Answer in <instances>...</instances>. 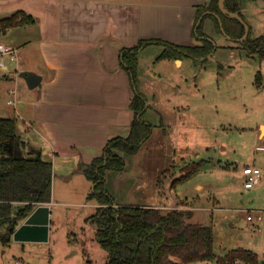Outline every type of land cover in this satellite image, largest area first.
<instances>
[{"label": "crops", "instance_id": "0c3cea01", "mask_svg": "<svg viewBox=\"0 0 264 264\" xmlns=\"http://www.w3.org/2000/svg\"><path fill=\"white\" fill-rule=\"evenodd\" d=\"M210 1L0 0V17L21 9L32 18L27 24L17 25L32 33L25 43L31 53L28 70H22L18 48L13 43H9L17 48V60H7L6 68L0 72V77L11 78L15 73L11 78L17 87L13 88L14 96L19 93L16 89L22 86L20 101L17 96L14 97V103L16 101L18 107L16 103L13 106L15 117L17 116L16 132L23 142L22 145L26 146L24 154L33 156L39 151L41 158L50 161L52 165L49 201L37 204L49 205L47 239L16 240L26 242L51 240L50 216L56 202L69 205L88 204L94 212L96 211L99 203L94 198L88 197L93 183L85 175L83 166L102 153L104 145L110 138L127 136L134 117V111L130 106L134 88L130 76L120 62V49L136 44L139 39L149 38H161L185 46L201 44L193 30L198 23V8ZM238 12L248 24V33L251 37L264 34V0H240ZM204 13H213V11L206 10ZM202 26L203 31L216 42L221 30L216 29L213 18L208 14L204 16ZM14 27H8L6 30ZM239 42L232 37V39L227 38L224 45L230 47L232 46L230 43L239 44ZM147 48H154L153 51L160 54L164 47L160 43H150L138 53L137 88L146 98L147 108L144 118L153 127L149 136L134 153H121L125 161L122 170L106 171L105 186L113 196L118 197L122 192L128 193L122 194L120 202L114 200L116 205L157 207L162 211L176 208L187 210L189 215L193 216L195 214L193 211L203 207L199 204L194 206L187 196L179 195L175 185L176 181L191 177L200 169L186 175L187 169L193 164H200L202 160H192L191 157L205 149L192 144L193 140L189 143L190 134L186 130L189 127L202 126L194 111L195 107L202 103L191 102L196 95L192 93V98L191 94L187 97L190 103L187 101L175 103L170 107L158 105L151 93L156 87L148 91L142 86L146 80L147 68L142 64ZM255 53L249 54L253 56ZM158 55L155 64L160 72V79L164 77L165 59L172 60L178 67L183 64L181 57H158ZM183 55L192 57L188 54ZM10 64H13L12 68ZM28 72H34L41 77L40 82L34 87H30L24 78ZM169 85L173 90L178 87L171 82ZM11 89L9 88V92ZM177 91L179 92L180 89ZM165 99L171 101L169 97ZM9 100L11 99L7 100V104L10 103ZM5 112L6 108L1 107L0 113L3 115ZM255 118L256 125L249 127L253 145L252 153H248V158L252 162L243 163L241 187L236 193L241 195L240 201L247 200L246 203L258 205L257 197H264V149H256L255 146L264 145L262 130L264 117L260 118L257 115ZM210 127L209 125L208 128ZM249 138L244 140L245 145H248ZM222 147L227 148V145ZM176 161H181L182 164L175 167ZM233 162L237 163L230 160L226 163H218L219 167L215 168V171L225 169ZM253 166L259 167L262 174L251 187H245L244 181ZM163 173L165 174L162 179L159 175ZM200 188L201 185H197V189ZM226 188L229 190H226V194L231 195L228 199L231 200L233 192L229 183ZM57 189L66 194L56 196ZM216 189L210 187L208 200L211 204L206 208L211 210L220 207ZM85 198L89 200L88 203H84ZM194 198L197 202L200 195L196 194ZM213 201H215L214 206ZM261 205L257 209L263 217L259 221H254L256 226L255 224L252 226L247 219L249 212L247 209L255 207H238L234 210V213L245 210L248 228L259 230L258 239L253 241L256 245L259 244L260 233L264 229V204ZM23 220L24 218L18 222L16 228ZM194 222L204 223L196 220ZM230 225L233 223L230 222ZM92 228L96 234V226L93 223ZM238 247L246 248L237 246L228 250ZM246 249L256 253L258 264H262L264 252ZM199 262L202 261L194 263Z\"/></svg>", "mask_w": 264, "mask_h": 264}, {"label": "rangeland", "instance_id": "374dc122", "mask_svg": "<svg viewBox=\"0 0 264 264\" xmlns=\"http://www.w3.org/2000/svg\"><path fill=\"white\" fill-rule=\"evenodd\" d=\"M24 29L22 26H16L1 31L0 41L17 46L20 67L27 71L31 53L25 43L32 33ZM222 35L221 30L216 42L213 41L214 49L205 59L190 58L182 54L183 64L180 67L175 66L172 60L165 59L164 77L161 79L155 64V58L159 53L153 51L154 48L145 50L142 64L147 68L146 80L142 86L148 91L156 87L151 93L158 105L170 107L175 103L186 101L190 103L187 97L191 94L192 98V93L196 95L191 102L202 103L194 109L202 126L186 129L190 134L188 142L193 140L192 144L205 148L198 151L196 153L198 155L191 157L192 160L202 159L199 164L200 169L191 177L176 181L175 185L179 195L187 196L194 206L199 204L203 207L193 211L195 214L186 220L209 223L213 229V251L216 256L212 260H205L198 264H220L216 257L226 253L229 248L237 246L264 252V229L260 233L259 244H254L253 241L258 239L259 230L248 228L245 210L234 213L236 208L247 206V208L255 207L247 209L248 211H258L257 208L262 206L261 203L264 204L263 196L257 197L258 205H253L246 203L247 200L240 201L241 195L236 193L241 187L243 163L252 162L248 158V153H252L253 145L249 127L256 125L257 115L260 118L264 117V55L261 56L259 52H256L252 56L250 54L254 52L248 51L240 43H230L232 46L227 47L224 44L228 37ZM10 65L12 68L13 64ZM12 76L14 77L15 73ZM11 78L0 77V108H6V112L3 115L0 113V116H15L13 105L16 103L18 107V103L16 101L14 103V97L17 96L19 101L22 97L20 92L22 86L16 89L19 93L15 96L9 92V88H17L15 81ZM170 82L177 84L178 87L173 90L169 85ZM177 89L180 91L178 92ZM166 97L171 98V101H167ZM8 99H11L13 103L7 104ZM191 109L193 111V108ZM204 120L205 123H203ZM17 122L19 124V120ZM209 125L210 128H208ZM248 137H250L248 145H245L244 140ZM225 145L227 148L222 147ZM22 146L24 154L26 146ZM229 160L237 163L233 162L227 168L215 171V168L219 167L218 163H226ZM180 162L176 161L175 167L180 166L182 164ZM173 171L172 169L171 172ZM165 173L159 176L163 179ZM228 183L233 192H230L233 196L231 200L228 199L231 195L226 194V190L229 191L226 188ZM197 185H201L199 190ZM210 187L217 188L220 199V207L214 210L206 208L211 204L208 200ZM55 194L59 196L66 193L57 189ZM122 194L128 193L122 192L118 197L113 195L112 197L115 201H119L123 197ZM196 194L200 195L197 202L194 198ZM88 201L86 199L84 203ZM214 203L215 201L213 206ZM92 212H94L93 208L88 204L69 205L56 202L50 216L51 240L26 242L11 237L4 242L0 234V264H106L107 252L96 240L95 230L89 220V214ZM261 216L263 217V214ZM230 222L233 225H230ZM3 231L5 226L0 227V233ZM179 263L196 264L181 261ZM232 264L246 263L234 261Z\"/></svg>", "mask_w": 264, "mask_h": 264}, {"label": "trees", "instance_id": "16d2710c", "mask_svg": "<svg viewBox=\"0 0 264 264\" xmlns=\"http://www.w3.org/2000/svg\"><path fill=\"white\" fill-rule=\"evenodd\" d=\"M224 4L230 11L238 12L240 0H224ZM206 10L213 13H204ZM215 13L219 15L228 35L237 38L243 34V23L222 12L218 0H211L198 8V23L193 32L201 44L185 46L161 38H149L139 39L136 44L120 49V62L130 76L134 88L130 102L134 117L130 130L125 137L110 138L102 153L83 166L85 175L93 183L88 197L99 203L89 220L96 226V240L107 252L106 264H180L179 261H205L216 256L213 251L212 227L201 222L187 221L190 217L187 210L173 208L162 211L157 207L116 205L105 186L106 171L122 170L125 161L121 153H134L153 127L144 118L146 98L137 88L139 51L147 44L160 43L164 48L158 57L180 58L182 54H188L205 59L214 49V43L203 31L202 21L208 14L220 31L219 19ZM31 21L32 18L23 10H15L0 17V32ZM239 43L248 51L264 55V34L251 37L248 33ZM22 143L16 132V117L0 116V227L5 226V231L0 234L4 242L11 238L18 222L34 206L49 201L50 198L51 162L41 156L38 159H29L28 155L23 154ZM14 145H18L22 158L15 157ZM197 169L199 163L187 169L186 175ZM216 260L220 264H232L236 260L246 264H258L256 253L242 247L230 249L223 255H218Z\"/></svg>", "mask_w": 264, "mask_h": 264}, {"label": "water", "instance_id": "95a60500", "mask_svg": "<svg viewBox=\"0 0 264 264\" xmlns=\"http://www.w3.org/2000/svg\"><path fill=\"white\" fill-rule=\"evenodd\" d=\"M218 6L222 12L226 13L229 16L236 17L243 23L244 32L240 37L235 39L238 41H242L244 38H246L248 35L249 26L246 22L243 21L241 15L237 11H230L225 6L224 0H218ZM217 17L219 19V24L223 34L228 38L232 39V37L224 31L222 22L218 14ZM24 78L30 87L36 86L41 79L40 75L34 72L26 73L24 75ZM262 130L264 131V124L262 126ZM13 149L16 158L23 157L18 145H14ZM39 157H40V152L37 151L35 155L29 156L28 158L38 159ZM48 222H49V205L39 204L24 218L23 222L15 229V231L13 232V238L15 240L16 239L46 240L48 235Z\"/></svg>", "mask_w": 264, "mask_h": 264}, {"label": "built area", "instance_id": "2783aa9c", "mask_svg": "<svg viewBox=\"0 0 264 264\" xmlns=\"http://www.w3.org/2000/svg\"><path fill=\"white\" fill-rule=\"evenodd\" d=\"M16 61L17 60V48L10 44H5L0 41V72L6 68V61ZM11 92H15L14 89H11ZM9 102H13L12 100H9ZM256 149H264L263 145H256ZM262 171L259 167L253 166L249 173L246 176V179L244 181L245 187H251L261 176ZM262 216L261 213L256 211H249L247 214V219L251 222V225L253 226L255 223L254 221L261 220ZM256 226V224H255Z\"/></svg>", "mask_w": 264, "mask_h": 264}]
</instances>
